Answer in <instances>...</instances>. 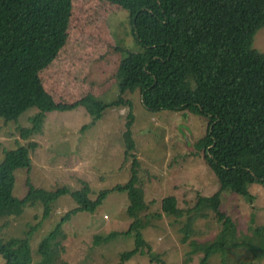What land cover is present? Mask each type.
<instances>
[{
  "label": "trees",
  "instance_id": "trees-1",
  "mask_svg": "<svg viewBox=\"0 0 264 264\" xmlns=\"http://www.w3.org/2000/svg\"><path fill=\"white\" fill-rule=\"evenodd\" d=\"M73 0H0V117L17 120L29 108L38 111L29 120L31 126L20 127L23 139L43 129L48 112L86 108L94 126L111 107L127 108L122 133L124 159H130V178L124 185L99 192L92 200L87 182L72 190L63 186L46 190L35 187L28 179L25 197L14 195L16 171L32 167L31 154L38 142L30 140L15 148L5 149L0 163V218L19 217L25 208L40 202L42 220L51 216L52 206L70 196L76 207L59 220L42 239L39 252L48 262L52 238L58 230L81 212L94 213L114 191L125 192L131 217L124 234H134L133 248L121 254L126 262L143 248L150 249L142 231L162 213L181 218L184 210L176 196L162 200L161 212L137 217L146 209L141 165L136 155V140L131 130L132 103L127 93L137 92L149 112L189 111L208 120L204 137L196 143L203 158L217 177L220 189L213 196L200 197L198 208L211 209L222 224L213 241L199 246L203 256L199 264H209L216 254L227 255L232 248L249 249L251 262L264 260V228H256L260 240H238L233 219L221 210L224 191L251 198L250 188L264 186V54L254 51L253 40L264 27V0H101L125 10L133 35V45L117 44L123 60L117 71L118 98L101 103L86 96L71 103H57L48 97L39 73L51 64L66 40V29ZM198 151V152H199ZM190 223V222H189ZM188 227V224L186 225ZM35 230L24 238H0V255L7 264H32L31 239ZM111 233L95 241L109 240ZM226 258V257H225Z\"/></svg>",
  "mask_w": 264,
  "mask_h": 264
},
{
  "label": "rangeland",
  "instance_id": "rangeland-1",
  "mask_svg": "<svg viewBox=\"0 0 264 264\" xmlns=\"http://www.w3.org/2000/svg\"><path fill=\"white\" fill-rule=\"evenodd\" d=\"M118 42L126 48L134 42L125 10L101 0H73L65 43L53 62L39 73L45 94L57 103L71 104L86 96L103 104L114 102L119 94L117 71L124 57L116 47ZM253 49L264 54V27L255 34ZM125 98L132 103L131 130L147 206L136 216L141 219L161 212L162 200L169 196L177 197L184 216L162 213L161 219H153L142 231L149 251L143 248L122 263L121 254L133 248L134 234H124L132 219L126 212V193L111 192L94 213L81 212L59 228L57 237L52 238L48 262L44 263L39 252L42 239L76 203L70 196L60 198L53 203L50 218L43 221L44 206L38 202L25 208L19 217L0 218L3 240L24 238L35 230L31 239L32 264H199L203 256L199 246L213 241L221 231L222 224L211 209L196 210L200 197L213 196L220 189L203 152L196 148L207 133V118L189 111L149 112L137 92L127 93ZM37 111L31 107L11 121L0 117V163L5 149L30 140L39 145L31 154L30 171H16V197L26 196L28 179L35 187L46 190L63 186L79 190L87 182L92 200L100 191L129 180L131 163L124 159L122 138L127 108L111 107L94 126L85 128L91 121L85 107L54 110L47 113L41 132L29 139L21 138L20 127L31 126L29 118ZM250 194L251 198H243L224 191L220 207L233 219L238 240L258 244L262 235L260 240L253 235L256 228H264V186L253 185ZM111 233L119 234L95 241L96 236L103 238ZM251 259L245 246H231L227 255L218 253L209 264H242ZM0 264H7L1 255ZM255 264H264V260Z\"/></svg>",
  "mask_w": 264,
  "mask_h": 264
}]
</instances>
